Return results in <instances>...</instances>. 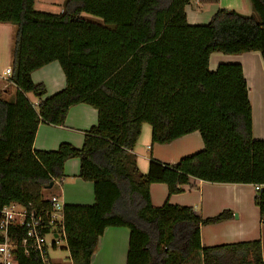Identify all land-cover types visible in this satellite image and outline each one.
<instances>
[{
  "label": "trees",
  "instance_id": "1",
  "mask_svg": "<svg viewBox=\"0 0 264 264\" xmlns=\"http://www.w3.org/2000/svg\"><path fill=\"white\" fill-rule=\"evenodd\" d=\"M218 1L66 0L62 12L50 13L37 11L35 0H0V23L16 26L13 99L0 88V207L18 202L50 211L44 190L65 177L68 159L79 158V177L94 184L95 203L64 207L72 264H91L108 227L130 230L127 264H187L199 254L203 264H264L259 240L203 246L201 227L231 219L232 211L201 218L192 207L169 201L155 207L151 200L153 183L166 184L170 196L191 179L264 184V140L253 136L243 67L209 68L215 52L258 51L264 61V0H250L251 15L219 9L207 24L188 23L187 5L203 9ZM52 62L60 64L66 87L44 98L46 87L32 73ZM80 103L98 111L83 147L35 150L39 125H63ZM145 124L153 144L199 132L204 149L176 164L152 159L141 173L130 157ZM256 194L264 222V191Z\"/></svg>",
  "mask_w": 264,
  "mask_h": 264
},
{
  "label": "crops",
  "instance_id": "2",
  "mask_svg": "<svg viewBox=\"0 0 264 264\" xmlns=\"http://www.w3.org/2000/svg\"><path fill=\"white\" fill-rule=\"evenodd\" d=\"M219 9H233L245 15H251L250 0H219L208 4L203 9L186 6L188 23L203 25L209 23ZM16 26L0 23V75L12 67L13 38ZM221 63H240L248 83L249 99L253 108V136L264 140V61L260 52H248L240 55L212 53L209 68L216 71ZM34 83L45 85L47 94L52 96L66 87V77L58 62H52L32 73ZM16 92L9 86L8 93ZM15 95V93H14ZM28 98L37 103L39 99L32 94ZM43 98V99H44ZM256 102L262 118L256 122ZM98 123V111L91 105L80 103L70 107L63 125L41 123L38 127L34 149L39 151H56L62 143H69L82 148L85 132ZM204 149V142L199 132H193L168 144H152L151 127L143 125L142 133L135 149L131 152V165L141 173H146L150 160L155 159L164 164H176L182 158ZM65 177L57 181L52 188L44 190L47 199L59 197L64 203L72 205H93L95 203L94 184L79 177L80 159L71 158L65 162ZM151 200L155 207L166 201L180 206H189L201 218L214 217L225 210L232 211L229 220L204 225L201 227L203 246H216L243 241L259 240L264 259V222L259 207L255 203L256 191L251 184L209 183L191 179L183 186L180 194L169 195L164 183L150 186ZM47 195V196H46ZM237 215V216H236ZM130 230L127 227H108L99 238L91 264H127ZM72 264V263H71ZM187 264H203L201 254L192 258Z\"/></svg>",
  "mask_w": 264,
  "mask_h": 264
},
{
  "label": "built area",
  "instance_id": "3",
  "mask_svg": "<svg viewBox=\"0 0 264 264\" xmlns=\"http://www.w3.org/2000/svg\"><path fill=\"white\" fill-rule=\"evenodd\" d=\"M12 68L0 75V88L7 92L12 86ZM256 193L264 191V184L254 185ZM52 209L37 210L18 202L0 207V264H28L23 259L41 264L54 262L49 250L60 249L66 242L65 203L57 196L51 198ZM51 236V240H48Z\"/></svg>",
  "mask_w": 264,
  "mask_h": 264
},
{
  "label": "rangeland",
  "instance_id": "4",
  "mask_svg": "<svg viewBox=\"0 0 264 264\" xmlns=\"http://www.w3.org/2000/svg\"><path fill=\"white\" fill-rule=\"evenodd\" d=\"M65 2H66V0H35L34 7L37 11L50 12V13H60L64 9ZM83 16L90 21L103 24V21L101 18H98V17L90 15V14H86V13H84ZM14 93L9 94L8 92H5L4 94H5L6 98L13 99ZM254 107H255V113H256L255 118H256V122H257L262 118V111L259 112V106H258L257 102H256V105H254ZM262 110L264 112V107ZM145 125L149 126V128L151 127L149 124H145ZM48 240L49 241L51 240V236H48ZM49 254H50L51 258L53 259V261L57 262L58 264H71L72 263V261L70 259L69 251L67 249V243L65 241H62L60 243V249L59 250L58 249H56V250L51 249V250H49Z\"/></svg>",
  "mask_w": 264,
  "mask_h": 264
},
{
  "label": "water",
  "instance_id": "5",
  "mask_svg": "<svg viewBox=\"0 0 264 264\" xmlns=\"http://www.w3.org/2000/svg\"><path fill=\"white\" fill-rule=\"evenodd\" d=\"M53 185H54V184H53V183H51V184H50V186H49V188H52V187H53ZM236 216H237V215H236Z\"/></svg>",
  "mask_w": 264,
  "mask_h": 264
}]
</instances>
